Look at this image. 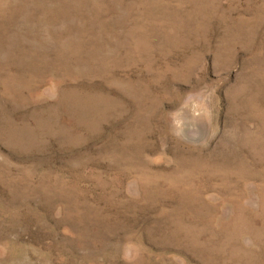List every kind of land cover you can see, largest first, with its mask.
<instances>
[{"label":"rangeland","instance_id":"1","mask_svg":"<svg viewBox=\"0 0 264 264\" xmlns=\"http://www.w3.org/2000/svg\"><path fill=\"white\" fill-rule=\"evenodd\" d=\"M0 264H264V0H0Z\"/></svg>","mask_w":264,"mask_h":264}]
</instances>
